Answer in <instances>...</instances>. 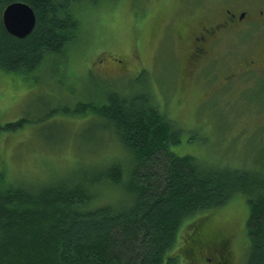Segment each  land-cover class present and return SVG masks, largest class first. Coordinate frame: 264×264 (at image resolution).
Returning a JSON list of instances; mask_svg holds the SVG:
<instances>
[{
    "label": "rangeland",
    "instance_id": "rangeland-1",
    "mask_svg": "<svg viewBox=\"0 0 264 264\" xmlns=\"http://www.w3.org/2000/svg\"><path fill=\"white\" fill-rule=\"evenodd\" d=\"M224 2L98 0L80 5L75 16L81 28L69 56L51 59L36 74L0 72V125L26 119L23 126L0 133V175L5 173L10 185L34 187L72 180L99 166L124 167L130 157L107 122L61 110L100 104L109 87L128 95L149 93L157 100L182 131L180 142L172 145L176 155L263 176L264 78L255 74L224 84L232 67L238 68L237 60H229V44L206 70L191 69L188 61V33L196 30L199 18L216 15L212 9L220 10ZM123 64L128 74L120 72ZM103 186L99 206L122 199V187ZM248 218L247 199L237 195L220 209L185 220L173 252L181 255L178 263L193 264L201 255L199 264L225 258L226 264H246ZM198 235L202 245L196 253L201 254L194 258L188 238Z\"/></svg>",
    "mask_w": 264,
    "mask_h": 264
},
{
    "label": "trees",
    "instance_id": "trees-1",
    "mask_svg": "<svg viewBox=\"0 0 264 264\" xmlns=\"http://www.w3.org/2000/svg\"><path fill=\"white\" fill-rule=\"evenodd\" d=\"M97 1L0 0V72L36 74L51 59L69 56L81 28L77 8ZM14 2L36 14V26L25 38L9 33L3 22L5 8ZM61 110L107 122L130 160L124 167L99 166L72 180L34 187L10 185L0 175V264H179L181 255L173 252L183 222L237 195L246 197L249 208L246 264H264V175L176 155L172 145L182 131L149 93L128 95L108 87L100 104ZM25 122L0 125V133ZM103 184L124 191L117 204L96 203ZM200 242V235L188 238L194 258ZM196 258L193 264L202 256ZM221 260L217 264L228 263Z\"/></svg>",
    "mask_w": 264,
    "mask_h": 264
},
{
    "label": "flooded vegetation",
    "instance_id": "flooded-vegetation-1",
    "mask_svg": "<svg viewBox=\"0 0 264 264\" xmlns=\"http://www.w3.org/2000/svg\"><path fill=\"white\" fill-rule=\"evenodd\" d=\"M211 14L216 15L199 18L196 30L188 33L190 68L206 70L218 51L229 44V60H237L238 68L232 67L231 77L223 78L224 84L255 74L264 78V0H226L220 10ZM119 67L128 74L126 65Z\"/></svg>",
    "mask_w": 264,
    "mask_h": 264
},
{
    "label": "water",
    "instance_id": "water-1",
    "mask_svg": "<svg viewBox=\"0 0 264 264\" xmlns=\"http://www.w3.org/2000/svg\"><path fill=\"white\" fill-rule=\"evenodd\" d=\"M3 22L9 33L18 38H25L36 26V14L28 4L14 2L5 8Z\"/></svg>",
    "mask_w": 264,
    "mask_h": 264
},
{
    "label": "bare ground",
    "instance_id": "bare-ground-1",
    "mask_svg": "<svg viewBox=\"0 0 264 264\" xmlns=\"http://www.w3.org/2000/svg\"><path fill=\"white\" fill-rule=\"evenodd\" d=\"M52 109H53V108H52ZM50 113H51V112H50ZM50 113H49V114H50ZM120 165H121V164H120Z\"/></svg>",
    "mask_w": 264,
    "mask_h": 264
}]
</instances>
